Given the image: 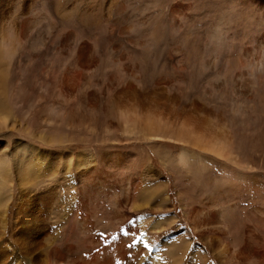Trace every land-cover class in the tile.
Wrapping results in <instances>:
<instances>
[{
  "label": "rangeland",
  "instance_id": "obj_1",
  "mask_svg": "<svg viewBox=\"0 0 264 264\" xmlns=\"http://www.w3.org/2000/svg\"><path fill=\"white\" fill-rule=\"evenodd\" d=\"M111 10L115 16L118 14L126 20L120 28H111L106 23ZM66 11H71L72 15H67ZM73 19L84 20L83 24H89L90 29L83 32V28L75 27ZM97 27L105 28L108 35L115 30L119 35L134 33L141 39L140 44L135 45L138 56L121 50L122 63L116 65L109 59L104 60L101 67L103 81L114 79V73L123 72L129 77L131 71L128 69H132L138 75L133 86L141 95L165 91L167 97L178 98L181 105L198 102L202 107L199 118L214 120L216 124L227 123L235 129L231 132H236L233 136H238L237 142L244 146L245 160L254 169L243 168L189 144L166 141L150 146L147 141L128 140L122 134L114 135L119 139L116 141L104 140L108 138L104 133L99 136L104 139L87 134L89 141L60 146L32 140L26 131L31 114L20 99L26 94L19 92L30 80L27 65L42 73V78L54 80L57 73H53L50 65L59 58V53L52 49L59 47L62 34H85L86 38L92 37L89 38L92 42L99 37ZM20 28L21 38L18 34L14 37L21 43L22 51L15 66L3 60L1 40L10 38V34ZM32 32L49 35L51 43L50 48L37 45L46 50L40 60L34 61L37 66L27 60L25 50V35ZM15 38L11 37L12 40ZM101 46L106 55L110 54V44L105 42ZM212 47L216 48L213 50ZM72 75L80 81L76 72ZM123 81L120 79L112 85L105 81L101 83L97 88L102 96L88 104L89 112L102 116V120L107 119L109 105L117 91L127 87V81ZM0 84V102L4 103L9 119V127L0 129V250L9 246L7 236L3 235L4 224L8 223L6 218L11 212L9 200L22 189L24 175L19 169V158L32 163L36 172L41 171H37V167H44V171L63 183L65 177L69 181L79 178L76 168L79 155L93 153L96 160L89 165L92 176L103 181L105 192L110 193L115 188L120 190V208L123 209L119 208V213L123 222H117L114 228L111 224L106 225L101 216L103 211L95 216L81 211L79 220L84 224L87 222L96 240L112 252L117 254L119 244L123 242L126 251L122 254L128 258L138 253V264H228V260L229 264H264V0H0ZM32 84L38 94L42 91L53 93L41 80H33ZM117 96L121 102L128 101L123 95ZM50 105L59 107L60 112L66 110L55 101ZM39 114L34 121L37 128L42 126ZM116 118L115 122L121 126ZM182 120L178 119V122ZM16 121L23 125L16 123L14 126ZM211 128L215 129L214 126ZM64 131L72 133V130ZM73 132L82 135L81 130ZM181 148L191 153L192 165L189 167L192 173L175 164L171 169L163 162L167 152L176 155ZM112 153L121 156V167H108V171L106 167L100 169V155ZM46 154L52 155L46 160L49 165L44 160L41 166L39 160ZM193 154H202L203 160ZM180 169L182 173L178 171ZM5 175L9 178L3 181ZM128 197L141 202V206L131 208V204L125 202ZM62 198L66 200L67 196ZM109 204L106 210H110L112 204ZM51 222H54L55 235L61 228L56 221ZM196 227L199 228L196 230ZM61 236L59 233L56 237L61 239ZM132 247L135 248L133 252Z\"/></svg>",
  "mask_w": 264,
  "mask_h": 264
},
{
  "label": "bare ground",
  "instance_id": "obj_2",
  "mask_svg": "<svg viewBox=\"0 0 264 264\" xmlns=\"http://www.w3.org/2000/svg\"><path fill=\"white\" fill-rule=\"evenodd\" d=\"M109 10L107 11L109 12ZM71 11H66L67 15H72L73 11ZM108 15L106 23L110 25L111 28H120L121 24L126 22L125 19L120 18V15L116 14L115 16V14L112 13V10ZM72 21L73 23L75 22V27L79 26L80 29L83 28V32L90 29V27H88L89 24H83L84 20L76 19L74 21L73 19ZM21 28L18 30L15 29L18 33H12L13 35L10 34V36H13V38H15L14 36H18ZM36 28L38 29V27ZM64 28H67V26H64ZM96 30L99 31V33H97L99 37L95 35L96 39L95 41L91 40L92 42H90L92 37L86 38L87 36L85 34H83L85 36H75L70 32L69 34H62V37L58 40L59 47L52 49V51H57L59 53V58L55 61L56 64L52 63V65H50L54 70L53 73H57L54 80L50 79L51 77L42 78L40 76L42 73L39 74L38 70L32 68L30 65H27V68L29 69L26 68V70L29 71L28 74L30 80L26 81L27 83L25 88H20V90L23 89V91L19 92L26 94L22 95L23 97L20 99L24 101L23 104L25 105V108L28 109V111H30L29 114H31V123L26 126V131L32 140L35 139L46 143L49 146H60L62 144L65 145V143L68 142L76 143L81 140L85 142L89 141L86 136L87 134H91L96 136V138H99L101 133H104L108 136V138L104 139L100 137L99 139H104L106 141L119 140L114 138V135L117 136L118 134H122L128 140L147 141L150 146H156L160 144V142L166 141H173L175 143L179 142L185 145L189 144L202 151L223 157L243 168L254 169V166L246 161L247 159L245 160L243 155L244 146L243 144L237 142L238 136H233V131H235V129L233 130L231 125L227 123L216 124L214 120L211 121L206 118V120H202L199 118V112L202 107L201 104H198V102L181 105L182 103H180L178 98L175 96L170 98L167 97L165 91H152L154 93L141 95L140 92L133 86V80H137L138 75L137 73H134L132 69H128L127 67L128 71H131V73H128L129 77L126 76L125 73L121 72L119 74L114 73V79H111V81L107 79L104 80L105 82L111 83V85L119 83L120 79L124 80L123 83L127 81V87L120 90L118 89L119 91H117L115 99L111 101L109 105V117L102 120V116L92 115L88 110V104L93 100H97L99 97L101 98L102 96V93L97 87L100 86L101 83H104L101 79V76L103 75L101 73V67H103L104 60L109 59L111 62L116 63V65L122 63L121 61H123V59L121 56L123 54L121 53V50L136 57L138 56V50H136L135 45H138L141 42L140 37L134 33H127L126 36H122L117 34L114 30V33L108 35L105 28L97 27ZM33 32L30 35H25V50L28 56V58L26 57L27 60L34 63V61L41 59L42 56L40 55L42 52H46V50L44 51L41 46L40 48H37V45H48L50 48L51 43L50 38L48 37L49 35H38L39 33L33 34ZM80 32L83 33L82 30ZM105 36L106 38L102 40L101 38H104ZM11 37L6 40H1V46L4 49V51H2L3 60L7 61L10 65L16 66V61L18 58L20 59L19 55L22 51L20 45L21 43L16 40V38L12 40ZM105 42L111 46L110 54L107 55L104 53L106 50L103 51L101 46V44H104ZM181 42L185 44V41ZM115 46H117V48H114ZM197 52L198 51H196V53ZM26 58L24 57L23 59ZM35 66H37V64H35ZM30 67L32 69H30ZM74 72L78 74L80 78L79 82H77L78 77L72 75ZM33 80L43 81L44 86L46 85L50 92L53 91V93L47 94L43 93L44 91H42L41 94L36 93L32 84ZM11 83L13 84V82ZM0 90H2L1 84ZM117 95L127 97L126 99H128V101L121 102L119 98H117ZM24 96L26 97L24 98ZM53 101L57 102L60 107L65 106V112H60L59 107L55 108L54 106H51L50 102ZM91 107L98 108V105L91 104ZM37 108H40L38 112L41 114L40 118L42 120V126H39V128H37L36 123H34L35 118L38 116V112L36 111ZM5 110L6 108L4 103L0 102V129H6L9 127V119ZM116 116V119L121 122V126L115 122ZM178 119L184 120L179 123ZM16 123L17 121L13 125L16 126ZM17 124L19 125V123ZM212 126H214L215 129L212 130ZM64 130H72V133H66ZM73 130H81L82 135H76ZM231 130L233 131L231 132ZM104 140H101L100 142H103ZM190 154L191 153H188L185 148H181L176 155L167 152L164 155V161H162L168 167L171 166V169L175 168V164L176 166L180 165L188 168V170L192 173V169L189 167L192 165V160L190 161L189 159ZM193 155L194 157L198 156L203 160L202 154ZM49 157H52V155L46 154L45 158L39 160L40 164L45 160V163H48L49 165V162H46ZM95 158L96 157L93 153L80 154L76 160V168L78 169L80 175L79 178L77 177L76 179L69 181V179L65 177L64 181H62L63 183H60L53 174H50V172L48 174L47 171H44V167H40L41 169H38L39 167L35 164L34 166L35 168L37 167V171L41 170L38 171L39 175L36 174L38 172L35 171L32 163L29 164L26 161V164L25 160H21L19 158V169L22 170L24 178L21 184L22 189L19 191L20 193L12 194L13 196L9 200L12 202L11 205H8V207L10 206L11 208V212L10 216H7L8 218H6L8 223L4 224L6 226V228L4 227L6 231L3 234L7 236L9 246L8 248L0 250V264L139 263L138 253V255L133 254L130 257L125 258V255L122 254L123 251H126L122 245L123 242L119 244L121 246H119V249L117 250V255L116 252H112L108 246H105L100 241L96 240L94 237L95 233L93 236V231L88 226L87 222L84 224L79 220V213H81V211L89 212L90 216H95L96 214L98 215L103 211L104 214L101 216L104 218L103 222L105 221L106 225L111 224L110 226L114 228L116 227L115 225L117 222H123H121L122 219L120 217L121 210L119 211L122 201L121 195L118 193L120 190L115 188L110 193L105 192L103 188L105 186L103 185V181L92 176L93 172L90 171L92 170V166L89 165L96 160ZM99 158L101 161L100 169L103 170L104 167H106V170L108 171V167L112 169L114 167L119 168L122 165V158L117 153L109 154V156L103 154L100 155ZM71 161H73V159H71ZM69 168L70 167H68V169ZM8 169L9 168H7L6 171ZM96 170L94 173L97 172ZM178 171L181 172V169ZM172 172L174 173L173 170ZM184 172L185 171H183V173ZM45 173H47V175ZM5 177L3 178V181H6L9 178L7 175H5ZM111 179L116 180L114 176H111ZM217 183L219 184V182ZM147 192H150V189L147 190ZM76 194L80 195V197L78 198ZM64 195L67 196L66 200L62 198ZM4 199L5 198H3V200ZM130 199L131 198L128 197L125 202L127 204H131V208L136 209L138 206H141V202ZM3 200H1V204H4ZM109 202H111L112 206H110V210H106V205L109 204ZM53 220L56 221L55 224L58 225L59 229L61 228L60 232H57L56 230L57 234L55 235L52 229L54 222H51ZM208 220H210V217ZM98 223L102 224V221H98ZM78 224L80 225L78 226ZM197 228L199 227H196V230ZM59 233L62 235L61 239L56 237ZM96 248L98 249V252H93ZM133 249L135 248H131L132 252ZM227 262L229 264L230 261L228 260Z\"/></svg>",
  "mask_w": 264,
  "mask_h": 264
},
{
  "label": "snow or ice",
  "instance_id": "obj_3",
  "mask_svg": "<svg viewBox=\"0 0 264 264\" xmlns=\"http://www.w3.org/2000/svg\"><path fill=\"white\" fill-rule=\"evenodd\" d=\"M121 231H123V230H121ZM113 239H116V237H113Z\"/></svg>",
  "mask_w": 264,
  "mask_h": 264
}]
</instances>
